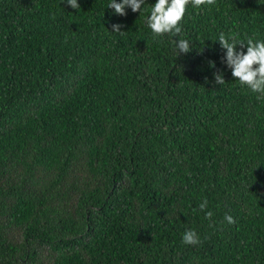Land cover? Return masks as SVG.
I'll use <instances>...</instances> for the list:
<instances>
[{"label": "trees", "instance_id": "obj_1", "mask_svg": "<svg viewBox=\"0 0 264 264\" xmlns=\"http://www.w3.org/2000/svg\"><path fill=\"white\" fill-rule=\"evenodd\" d=\"M110 2L0 0V264H264V99L217 41H264V0L157 38Z\"/></svg>", "mask_w": 264, "mask_h": 264}, {"label": "clouds", "instance_id": "obj_2", "mask_svg": "<svg viewBox=\"0 0 264 264\" xmlns=\"http://www.w3.org/2000/svg\"><path fill=\"white\" fill-rule=\"evenodd\" d=\"M67 4L73 9H80L78 0H66ZM217 0H156L155 4L150 9V15L146 17V24L151 29L153 38L163 37L165 35L170 37H177L182 34V23L187 12V7L191 5L194 8L204 6H215ZM145 0H111L108 8L114 9L115 14L126 16V8H131L132 12L143 11ZM122 25L113 24L112 31L124 35L121 31ZM222 49L226 50L222 62L227 64L231 69L232 76L238 80L241 86H246L253 93H258L257 99H264V41L247 38L246 42L238 39L237 35L225 36L220 33L218 40ZM178 55L181 53L187 54L192 50L188 40L180 38L178 41L173 40ZM240 45V51H237L236 46ZM246 46V52L243 50ZM211 67H215V62H210ZM214 82L222 85L225 83L223 74L220 72L214 73ZM208 207L207 199H204L200 205L199 210L205 212V218L212 220L214 213L206 211ZM224 219L229 223H235L231 215H225ZM210 226H212L210 224ZM182 242L185 245L196 246L202 243L200 236L194 230H188L183 234Z\"/></svg>", "mask_w": 264, "mask_h": 264}]
</instances>
